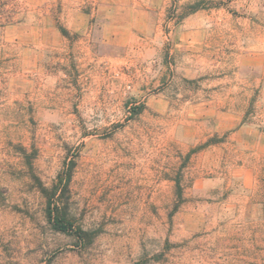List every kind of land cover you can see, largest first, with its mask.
I'll return each instance as SVG.
<instances>
[{"label": "rangeland", "instance_id": "374dc122", "mask_svg": "<svg viewBox=\"0 0 264 264\" xmlns=\"http://www.w3.org/2000/svg\"><path fill=\"white\" fill-rule=\"evenodd\" d=\"M0 264H264V0H0Z\"/></svg>", "mask_w": 264, "mask_h": 264}, {"label": "trees", "instance_id": "16d2710c", "mask_svg": "<svg viewBox=\"0 0 264 264\" xmlns=\"http://www.w3.org/2000/svg\"><path fill=\"white\" fill-rule=\"evenodd\" d=\"M65 179L68 182L71 179V169L66 172L65 178L63 173L60 174V182ZM55 193V190H54ZM53 193V194H54ZM48 217L52 226L55 230L60 232H71L73 230V225L69 222L64 215L59 211V208L56 207V210L53 209L52 199L50 198L49 205H48Z\"/></svg>", "mask_w": 264, "mask_h": 264}]
</instances>
